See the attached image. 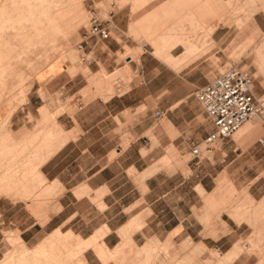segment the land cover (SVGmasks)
<instances>
[{
    "label": "crops",
    "instance_id": "obj_1",
    "mask_svg": "<svg viewBox=\"0 0 264 264\" xmlns=\"http://www.w3.org/2000/svg\"><path fill=\"white\" fill-rule=\"evenodd\" d=\"M217 8L220 16L222 8ZM30 12L22 0H0V21L24 19ZM49 18L36 28L30 22L0 33V123L1 113L12 112L11 127L20 95L22 103L29 96L38 129L44 125L39 113L44 104L36 103L42 99L39 87L27 93L20 85V93L11 91L23 59L8 47L19 41L24 63L34 55L42 58L39 49L48 52L47 60L58 59L71 45L50 46ZM216 24L214 47L180 70L155 56L153 47L143 50L145 44L139 62L127 57L138 72L128 91L107 97L98 93L84 102L82 87L70 92L65 85L60 92L75 96L77 109L48 116L45 129L19 142L11 130L18 154L15 183L14 160L9 173L6 165L0 173L7 193L0 197V264H264V113L206 156L191 154L213 129L196 92L211 82L215 68L210 64L226 61V25L218 19ZM257 27L264 31V10L254 13L246 39L256 47L251 53L255 63L264 49V38L251 43ZM125 38L129 47L140 46L130 43V35ZM115 39L97 40L92 50L97 71L121 66L117 51L125 48L115 47ZM171 53L181 57L184 46L175 45ZM38 66L35 61L28 69ZM60 71L56 65L46 79ZM250 74L252 92L264 102V73ZM34 146L41 149L37 158ZM37 185L42 193L31 204L23 198ZM40 198L49 201L37 202Z\"/></svg>",
    "mask_w": 264,
    "mask_h": 264
},
{
    "label": "rangeland",
    "instance_id": "obj_2",
    "mask_svg": "<svg viewBox=\"0 0 264 264\" xmlns=\"http://www.w3.org/2000/svg\"><path fill=\"white\" fill-rule=\"evenodd\" d=\"M51 1L54 3L57 2L58 6L49 16L50 46H57L59 41H64V39H66L69 41V45H71L70 49L63 50V52L60 53V57L56 60L52 59V61L46 59L48 54L47 51L39 49L38 54L41 55L42 58H39L38 55H34L29 58L28 63H24L23 61H25L27 57L23 53L24 51L20 42L12 41L9 43L8 47L14 51L15 56H20L23 59L14 74L19 78L16 80L17 85L13 87L12 89L14 90L11 89V91L20 93V91L17 90L20 85H24V88L27 89V93L28 90L31 88L33 89L34 86L35 88L39 87L38 92L41 94L42 99H38L36 103L38 105L41 103L44 104V108L39 110V113L43 115L44 125L38 129L37 126L39 122L36 117V112H32L28 109L27 103L29 101V96L27 97L28 101L26 100V103H22L20 95L18 96L19 103L17 111L11 124V130L16 142L25 139L27 136L31 137L32 135H38L40 130L47 127L48 124L46 123V119L48 116H59L65 110L74 111L77 109V98L72 95L69 96V94H66L63 91L60 92V88H63L65 85L71 90L70 92L82 87L80 94H82L81 98L84 102L89 101L98 93L105 94L103 96L107 97L113 94H122L128 91L131 87V82L135 80V76L138 75V72L135 67H131V65L127 63V57L130 56L139 62V54L142 52V47L145 44L147 46H145L143 50L150 51L153 47L154 55L158 57L160 55L158 49L148 41L150 38L149 34L158 36L159 33H164L167 27L170 25L174 26L177 22L180 23V25L177 24V27L182 26L181 28L183 29V32L184 29L186 30L184 34L187 36L191 33L193 34V36L191 35V39L195 40L194 47L198 50V52L194 56L190 57V59H187L184 63H182L176 71L186 66L190 60L198 58L200 55L214 47L212 33L217 27L216 21L218 19L226 25V61L224 63L215 62L210 64L211 67L215 68L214 73L210 75V79H213L216 74L223 72L231 65L243 66L250 73H252V75L257 67V72L253 75L254 78H257L260 74L264 73V63L262 62L264 60V49L257 52L258 57L255 63L254 57L252 56L254 54L251 53L253 51L255 53L256 47H249L250 39L246 40L250 37V20L255 12L264 10V0H225V2H223V0H172V2L165 7H163V5H159L160 0H81L78 14L76 12V8H73L72 1ZM206 3L209 5L206 12H208V15H211V18L208 19V16L205 15L203 19L209 20L208 22L210 24L202 22L199 25V29L194 32L188 25H186L185 21L187 18L191 17V11H193L192 6L196 9L198 5L204 6ZM143 4L146 6L143 7ZM219 5L222 8L220 16L217 15V7ZM199 9H201V6H198V9H196L195 12H198ZM91 12H95L102 20H110L111 36L118 40L117 41L115 39L114 41L115 47L120 49V44H123L125 48L123 51H117L118 62L121 63V66H116L114 70L107 71L102 67L100 71H97L98 65L95 61V55L92 50L96 46L97 40H100L98 37L91 36L87 43H85L84 49L80 48L81 42L85 40V37L88 35L90 26L89 17ZM83 13H85V21L81 23ZM142 29H146V33L143 32ZM255 32H259V34L255 36ZM122 35L124 37H122ZM127 35L131 36L130 43L133 41L134 44L136 43L140 46L137 48L129 47L125 42V36ZM252 38L253 40L251 43H255L257 38L263 39L264 31L257 27V29L252 31ZM155 39L156 38H153V41ZM245 40L246 42H244ZM173 43L175 46L176 40L172 41V44ZM103 49H106V47L104 46ZM171 49H169L170 51L165 55H162L161 60L163 62L168 56H173L175 59H182L184 57L185 53L181 57H175L171 53ZM184 49L186 52L187 47L184 46ZM83 58H85V60H83ZM35 61H38L39 64L38 70H29L28 67H30V65ZM56 65H59L61 69L59 74L46 79V77L49 76L47 72L51 69L53 70ZM100 65L102 66L101 63ZM73 69L75 70L73 71ZM74 76L77 77L76 81H70L67 83L68 79L73 78ZM10 80H13L12 77ZM42 81H45V83L42 84ZM3 83V81H0L1 90ZM121 83H125L127 88L116 92L114 90L115 87L119 84L122 85ZM35 88L34 90L31 89V91L35 92ZM65 97L67 98L64 100ZM34 122H36L35 127L32 126ZM36 129L38 130L34 132ZM17 154L18 153H14L13 159V177L11 179V182L13 183H15ZM187 158L188 157H186L185 160H187ZM31 160H33L32 157L30 158V161ZM40 186L41 185L36 186L34 193L30 197L23 199H29L32 204L35 197V199L40 197H37V194H40L41 191L39 190V188H41ZM11 187L15 188V185ZM39 201L46 202L47 204L49 199L42 198L41 200H37V202ZM119 233L130 234V232Z\"/></svg>",
    "mask_w": 264,
    "mask_h": 264
},
{
    "label": "built area",
    "instance_id": "obj_3",
    "mask_svg": "<svg viewBox=\"0 0 264 264\" xmlns=\"http://www.w3.org/2000/svg\"><path fill=\"white\" fill-rule=\"evenodd\" d=\"M109 22L91 12L88 35L80 48L84 49L91 36L100 40L110 38ZM196 97L206 120L213 125L212 131L201 142L194 144L191 150L192 156L198 159L216 150L247 121L264 113V102L256 99L252 92V76L240 65H231L216 75L209 84L197 90Z\"/></svg>",
    "mask_w": 264,
    "mask_h": 264
},
{
    "label": "bare ground",
    "instance_id": "obj_4",
    "mask_svg": "<svg viewBox=\"0 0 264 264\" xmlns=\"http://www.w3.org/2000/svg\"><path fill=\"white\" fill-rule=\"evenodd\" d=\"M71 1L74 2V0H69V2H71ZM177 1H179V0H177ZM170 2H172V0H160L159 5H163V7H165L166 5L170 4ZM22 5L30 8L31 12H30L29 17H26L24 19H15V20L1 19V21H0V33H3L5 31H17L20 28L26 26L30 22H32L34 24L33 27L36 28L38 24L39 25L41 24V20L49 17L51 15V13L53 12V10H55L56 7L58 6L57 4H54V2H52L51 0H22ZM75 5H76V12L78 14L79 4H78L77 0L75 2ZM144 6H146V5L143 4V7ZM198 6H201V9H199L198 12H195L196 9H198ZM198 6L196 7V9H195V7L193 8V6H192L193 11H191L192 12L191 17L187 18L185 21L186 25H188L194 32L197 31L200 27L199 25L202 22H204L203 17L205 15L208 16V19L211 18L210 17L211 15H208V12H206L209 8V5L207 3L204 4V6H202V5H198ZM84 21H85V13L82 14L81 23H83ZM182 23H184V22H182ZM182 23H181V25H182ZM177 24L180 25V23H178V22L175 23L174 26L170 25L169 27H167L165 29L166 31H164V33H162V34L159 33L158 36H155V35L153 36V35L149 34L150 38L148 40L152 45H154L158 49L159 54H160L158 56V58L160 60H161L162 55H165L167 52L170 51L169 49L174 47V43L172 44V41H174V40H176V45L182 44L185 47H187L185 55L182 59H175L173 56H168L167 58L164 59V63L168 67H170L171 69H173L175 71L182 65V63H184L187 59H190V57L194 56L198 52V50L194 47L195 40L191 39V35L187 36L186 34H184V32L186 30L184 29V32H183V29L181 28L182 26L177 27ZM186 25H184V26H186ZM56 30H57V28H56ZM156 30H159V29H156ZM162 30H163V28H162ZM142 31L145 32L146 29H144V30L142 29ZM210 32H211V29H210ZM145 33H143V34H145ZM139 35H140V33H139ZM153 38H156V39L153 41ZM63 44L65 46H68L69 41L64 39ZM124 88H127V85L125 83H123L122 85L119 84L117 87H115L114 90L116 92H119V91H122V89H124ZM1 115H2L3 121H2V123H0V160L4 159L5 162L2 163L0 161V173H1V169L3 168L4 165H6L5 166L6 172L9 173L10 169L12 167L11 164H12V161L14 159V153H15V145L12 143L13 138H12L11 127H10V123H11L10 118L12 116V112H3V113H1ZM255 118H257V117H255ZM255 118L250 119L244 125L255 120ZM242 127L238 131H240L242 129ZM238 131H237V134L239 133ZM58 136H60V133L56 134L55 139H58L59 138ZM3 146H5V147H3ZM56 148H58V147H56ZM25 149H26V145H25V147L23 146V148L20 150L21 154L25 152ZM40 150L41 149H38L35 146L33 147L32 153L34 154L35 158L39 157ZM37 170H39V168L35 169V173L39 172ZM1 183L2 182L0 180V197L4 194L7 195V193L4 192L3 186H1ZM38 183L41 185H43V183H45L42 177L38 178ZM41 193L42 192L40 191V194ZM38 194H37V197L40 195V194L39 195ZM231 259H232V257L230 258V260Z\"/></svg>",
    "mask_w": 264,
    "mask_h": 264
}]
</instances>
